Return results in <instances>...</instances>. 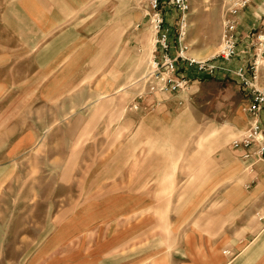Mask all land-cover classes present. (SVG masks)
Listing matches in <instances>:
<instances>
[{"label": "rangeland", "instance_id": "obj_1", "mask_svg": "<svg viewBox=\"0 0 264 264\" xmlns=\"http://www.w3.org/2000/svg\"><path fill=\"white\" fill-rule=\"evenodd\" d=\"M14 1L0 0V13ZM150 1L91 0L78 7L79 15L96 12L98 29L89 30L113 38L115 52L106 43L89 49L97 57L89 67L94 75L66 98L49 105L26 82L11 84L24 90L0 98V264H207L209 242L224 256L225 241L246 236L245 226L258 222L264 184L249 201L227 193L228 169L237 171L229 163L243 172L244 193L256 187H247L252 177L230 148L246 127L244 90L231 74L193 76L179 62L178 74L191 78L186 88L152 91V60L163 50ZM229 1L189 0L186 55L207 59L217 52ZM261 2L244 9L258 18L251 15L246 33L238 29V54L229 66L261 60L264 87ZM162 11L175 40L182 13L171 0ZM77 15L65 25L76 24ZM79 66L83 72L85 61ZM35 68L27 52L8 78L26 81ZM7 69L0 67L4 79ZM239 188L236 180L231 192Z\"/></svg>", "mask_w": 264, "mask_h": 264}, {"label": "crops", "instance_id": "obj_2", "mask_svg": "<svg viewBox=\"0 0 264 264\" xmlns=\"http://www.w3.org/2000/svg\"><path fill=\"white\" fill-rule=\"evenodd\" d=\"M91 0H15L13 5H9L6 8L1 9L0 13V36H5V39L1 38L0 41V67H10L6 72V79L4 75H1L0 70V98L5 96L9 90L18 91L24 90V88H13L11 84H26L36 92H40V96L43 101H46L49 105L54 104L57 100L66 98L67 93L82 83L88 81L89 67L94 61L96 56L94 53L89 52V49L95 48L96 44H102L108 46L113 54L114 40L113 38H105L104 32L97 30L92 31L89 28H97V14L89 13L85 11L84 14L75 13L78 11V7L83 4L91 3ZM262 1V0H261ZM259 4L260 7L264 6V0ZM75 14H78L76 24L67 26L65 22L72 19ZM253 13L249 9L243 10L240 15V23L238 29L241 33H246L248 28L251 27L250 22L253 20L251 15ZM258 18V15H256ZM223 18V13H222ZM222 22V20H221ZM254 24V23H253ZM239 30L237 31V33ZM76 36L71 40V37ZM92 35V36H91ZM94 36V38H93ZM6 40V41H5ZM94 41V42H93ZM101 46V45H100ZM83 48V51L80 49ZM31 53V60L36 67L31 74V77L26 81L23 79L19 81H11L8 77L18 74L17 65H21L25 58V53ZM91 60L90 62H88ZM81 61H85L86 69L81 72ZM10 65V66H9ZM11 65H13L11 67ZM103 65V63H102ZM230 65V64H229ZM75 68H73V67ZM96 66V65H95ZM104 69V67H103ZM102 69V71H103ZM9 70V71H8ZM113 70V69H112ZM190 73L194 76L198 74L196 70L190 69ZM5 74V70H4ZM44 77L43 79L37 78L38 76ZM199 75V74H198ZM100 76H103L100 74ZM118 77L115 78V81ZM114 82V79L111 81ZM21 85V86H22ZM29 88V87H28ZM32 95H27V100ZM13 98V97H12ZM22 94H17L13 99L16 100V110L21 107L19 101L22 100ZM85 105H88L86 101ZM19 103V104H18ZM14 106V105H13ZM12 106V107H13ZM127 110V107L123 112ZM67 114V113H66ZM248 122V117H247ZM246 122V125H247ZM5 125H1L2 128ZM6 130V129H5ZM1 137V136H0ZM7 141V137L3 139V142ZM2 143V142H1ZM235 151L236 156L242 161L245 169L248 171V162L240 158L239 152ZM235 166L236 173H232L229 169L230 181L232 185L227 190V193L231 196H236L239 200L249 201V197L252 198L256 192L264 184V163L260 162L257 165L258 179L255 182L256 187L251 191L250 196L244 193L242 187L243 172L239 165L229 163L228 165ZM228 167V166H227ZM250 177H253L252 173L248 171ZM239 180V192H231L233 182ZM259 204V208L264 198V191ZM258 208V209H259ZM254 225H246L251 231L246 236H232L228 241H225L229 245V253L224 250L223 255L219 253L218 244L209 242V253L207 256V264H264V222L259 221ZM248 224V223H247ZM227 237L224 238L226 240ZM132 256L135 255L133 249Z\"/></svg>", "mask_w": 264, "mask_h": 264}, {"label": "built area", "instance_id": "obj_3", "mask_svg": "<svg viewBox=\"0 0 264 264\" xmlns=\"http://www.w3.org/2000/svg\"><path fill=\"white\" fill-rule=\"evenodd\" d=\"M182 13L180 18L175 40L172 39V33L169 26L165 25L163 15L164 0L150 1V21L156 31L158 43L163 50L159 60L153 58V80L151 90L178 91L186 88L190 77L178 74L179 62L185 65L187 70H196L198 74L204 73L214 75L216 73L231 74L236 77L247 99L245 112L248 116V122L238 135L231 141L233 149L239 152L240 158L248 162L247 169L253 177L247 184L249 187L258 179L257 165L264 163V87L259 84L260 61L257 59L248 64H239L235 67L229 66V63L238 54V26L242 11L250 4L251 0H230L226 5L222 18L221 41L217 52L207 59H197L189 57L184 53L188 50L187 37V13L190 9L189 0H171ZM173 42L177 45L173 46ZM175 47V53L170 54ZM263 51L259 58H262ZM228 63V64H226ZM142 97V96H140ZM133 108H139L135 102ZM259 221L264 222V198L260 208L256 212ZM229 253L228 250L225 251Z\"/></svg>", "mask_w": 264, "mask_h": 264}, {"label": "bare ground", "instance_id": "obj_4", "mask_svg": "<svg viewBox=\"0 0 264 264\" xmlns=\"http://www.w3.org/2000/svg\"><path fill=\"white\" fill-rule=\"evenodd\" d=\"M184 54L186 55V52Z\"/></svg>", "mask_w": 264, "mask_h": 264}]
</instances>
